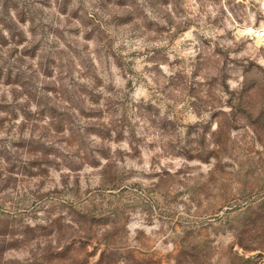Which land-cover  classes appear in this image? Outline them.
<instances>
[{
	"label": "rangeland",
	"instance_id": "obj_1",
	"mask_svg": "<svg viewBox=\"0 0 264 264\" xmlns=\"http://www.w3.org/2000/svg\"><path fill=\"white\" fill-rule=\"evenodd\" d=\"M264 0H0V264H264Z\"/></svg>",
	"mask_w": 264,
	"mask_h": 264
},
{
	"label": "built area",
	"instance_id": "obj_2",
	"mask_svg": "<svg viewBox=\"0 0 264 264\" xmlns=\"http://www.w3.org/2000/svg\"><path fill=\"white\" fill-rule=\"evenodd\" d=\"M262 35H264V33H262Z\"/></svg>",
	"mask_w": 264,
	"mask_h": 264
}]
</instances>
